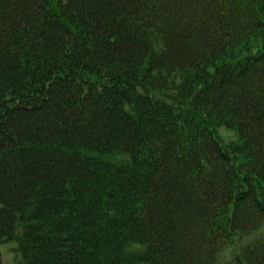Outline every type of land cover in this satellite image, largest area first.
<instances>
[{"label":"trees","instance_id":"obj_1","mask_svg":"<svg viewBox=\"0 0 264 264\" xmlns=\"http://www.w3.org/2000/svg\"><path fill=\"white\" fill-rule=\"evenodd\" d=\"M7 242L264 264V0H0Z\"/></svg>","mask_w":264,"mask_h":264},{"label":"rangeland","instance_id":"obj_2","mask_svg":"<svg viewBox=\"0 0 264 264\" xmlns=\"http://www.w3.org/2000/svg\"><path fill=\"white\" fill-rule=\"evenodd\" d=\"M15 246L17 245L14 242L0 244V264H23L21 252L11 250ZM18 256L21 258V263L18 262Z\"/></svg>","mask_w":264,"mask_h":264}]
</instances>
